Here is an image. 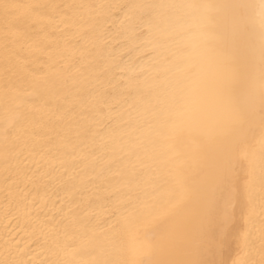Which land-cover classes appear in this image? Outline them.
I'll list each match as a JSON object with an SVG mask.
<instances>
[{
	"label": "bare ground",
	"instance_id": "obj_1",
	"mask_svg": "<svg viewBox=\"0 0 264 264\" xmlns=\"http://www.w3.org/2000/svg\"><path fill=\"white\" fill-rule=\"evenodd\" d=\"M255 2L0 0V264H264ZM184 14L205 40L177 83Z\"/></svg>",
	"mask_w": 264,
	"mask_h": 264
},
{
	"label": "clouds",
	"instance_id": "obj_2",
	"mask_svg": "<svg viewBox=\"0 0 264 264\" xmlns=\"http://www.w3.org/2000/svg\"><path fill=\"white\" fill-rule=\"evenodd\" d=\"M250 15L264 38V0L250 5ZM167 46L173 56V73L177 83L187 79V73L198 56L205 36L194 15L184 14L166 31Z\"/></svg>",
	"mask_w": 264,
	"mask_h": 264
},
{
	"label": "snow or ice",
	"instance_id": "obj_3",
	"mask_svg": "<svg viewBox=\"0 0 264 264\" xmlns=\"http://www.w3.org/2000/svg\"><path fill=\"white\" fill-rule=\"evenodd\" d=\"M190 197V192L185 191L180 194L176 199V211L177 214L182 209V205L184 204L185 200ZM131 223V221H130ZM182 232V225L177 223L174 230L165 236H163L159 241L151 242L144 245V249L146 252L150 253L153 256H159L163 253L167 252L169 249L175 247L177 239L181 235ZM98 247H103L102 245H98ZM112 247L116 250L117 254H124L126 249L122 243V237L118 236L113 239ZM92 264H129V262L125 260H118V259H104L98 258L97 260L93 261ZM138 264H146L145 261H139ZM147 264H192L191 261L187 260H170V259H153Z\"/></svg>",
	"mask_w": 264,
	"mask_h": 264
}]
</instances>
